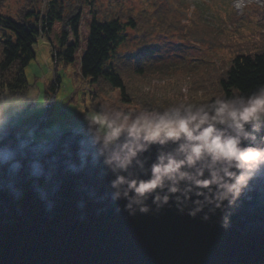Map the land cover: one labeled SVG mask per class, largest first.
I'll return each mask as SVG.
<instances>
[{"label": "water", "instance_id": "obj_1", "mask_svg": "<svg viewBox=\"0 0 264 264\" xmlns=\"http://www.w3.org/2000/svg\"><path fill=\"white\" fill-rule=\"evenodd\" d=\"M7 143L20 166L0 167V264H264V173L224 229L219 212L205 222L174 206L129 217L82 131L29 141L10 127ZM157 154L141 157L146 168Z\"/></svg>", "mask_w": 264, "mask_h": 264}, {"label": "clouds", "instance_id": "obj_2", "mask_svg": "<svg viewBox=\"0 0 264 264\" xmlns=\"http://www.w3.org/2000/svg\"><path fill=\"white\" fill-rule=\"evenodd\" d=\"M83 121L93 159L112 177L111 199L123 201L129 217L174 206L178 213L205 222L219 212L220 226L227 229L231 210L264 173V147L257 146L264 142V85L207 102L147 106L136 112L106 102ZM9 128L10 120L0 115V167L18 170L16 151L7 143ZM170 144L173 149L164 151ZM153 147L158 154L148 169L141 157Z\"/></svg>", "mask_w": 264, "mask_h": 264}, {"label": "trees", "instance_id": "obj_3", "mask_svg": "<svg viewBox=\"0 0 264 264\" xmlns=\"http://www.w3.org/2000/svg\"><path fill=\"white\" fill-rule=\"evenodd\" d=\"M98 2L100 0H48L43 11V0H24L16 16L5 13L7 6L0 4V106L8 99L26 96L29 82L25 69L36 56L34 46L41 33L53 43L52 56L56 63L73 64L78 68L77 73L90 83L119 90L122 100L133 101L124 75L126 66L117 56L129 39L130 30L153 28L152 17L165 22L171 30L223 48L230 54L200 69L197 72L200 74L190 79L188 98L180 102H207L232 91L249 93L264 85V29L241 32L238 23L242 17L232 6L224 16H209V12L215 14L212 8L196 0H153L149 17L146 10L135 13L132 7L124 5L109 10ZM189 4L197 8L191 10ZM217 5L222 6L221 2ZM255 6L264 27V7ZM85 7L90 8L88 23L84 17ZM188 13L191 17L186 22ZM239 39L246 42L242 44ZM137 57L133 69L137 73L149 70V54L143 51ZM204 70H209L208 75ZM55 83H60L57 76L50 84L52 91L56 90ZM211 89L216 94L208 95ZM159 102L142 105V108L176 103H167L161 98Z\"/></svg>", "mask_w": 264, "mask_h": 264}, {"label": "rangeland", "instance_id": "obj_4", "mask_svg": "<svg viewBox=\"0 0 264 264\" xmlns=\"http://www.w3.org/2000/svg\"><path fill=\"white\" fill-rule=\"evenodd\" d=\"M47 1L43 0V11ZM196 1L206 3L205 6L212 8L215 14L209 12V16L217 14L224 16L227 8L232 6L236 13L242 17L238 23L241 32L250 33L255 29H264L263 24L259 22V10L255 6L257 4L264 7V0ZM152 2L153 0H100L98 5L102 4L105 9L109 10H116L119 5H124L132 7L135 13L146 10V15L150 17ZM220 2L222 6L217 5ZM1 3L7 6L6 9L4 6L2 11L5 9V13L16 16L24 4V0H0ZM189 5L191 10L197 8L195 4ZM89 10V7H85L84 17L87 23ZM205 11H208L206 7ZM190 17L191 13H188V18L184 21H190ZM151 23L153 28L143 31L130 30L129 39L120 47L117 56L119 62H123L126 66L124 75L130 87L129 93L133 97V101L122 100L119 90L104 89L90 83L89 80L82 78L77 73L78 68L73 64L56 63L52 56L53 43L41 34L34 46L36 56L25 69L29 82L26 96L4 101L0 106V115L6 120L10 116H21L19 121H35L45 113L44 106L48 98H51L54 101V108L50 113L52 120L47 124L51 135L38 133L35 136V141L50 140L56 134L67 130L70 125L72 127L85 125L83 117L106 102L118 104L131 112H136L142 108V105L152 102L161 103L159 102L160 98L167 103H178L186 97L188 98L190 79H193L196 74H200L197 73L200 69L230 55L223 48L212 46L197 38H189L179 31L169 29L165 22L156 17L151 18ZM245 40L239 39L242 44L246 42ZM143 51L149 54V60H147L149 70L137 73L133 69V61H136L138 53ZM208 72L209 70H204L205 75H208ZM56 76L60 80V85L55 83L56 90L52 91L50 84L56 81ZM214 91L211 89L208 95L216 94ZM30 101H34L36 106H29L28 110H25L23 105L25 103L29 105ZM62 108L65 109L63 113L60 112Z\"/></svg>", "mask_w": 264, "mask_h": 264}, {"label": "built area", "instance_id": "obj_5", "mask_svg": "<svg viewBox=\"0 0 264 264\" xmlns=\"http://www.w3.org/2000/svg\"><path fill=\"white\" fill-rule=\"evenodd\" d=\"M29 106L34 107L36 103L34 101L29 102ZM24 109L28 110V106L24 104ZM45 113L42 115L38 122L36 123H28V122H19V117H9L7 120H10V127L15 128L23 132L25 137L29 141H34L35 136L38 133L43 135H51V131L47 128V124L52 120L50 116V112L53 109V101L49 100L44 106ZM60 112H65V109H61ZM71 129L80 130L84 133H87L86 126L81 125L79 127H71Z\"/></svg>", "mask_w": 264, "mask_h": 264}, {"label": "bare ground", "instance_id": "obj_6", "mask_svg": "<svg viewBox=\"0 0 264 264\" xmlns=\"http://www.w3.org/2000/svg\"><path fill=\"white\" fill-rule=\"evenodd\" d=\"M25 105H27V104H25ZM24 106V105H23ZM28 107H29V105H27ZM73 130H75V129H73ZM80 131V130H79Z\"/></svg>", "mask_w": 264, "mask_h": 264}]
</instances>
